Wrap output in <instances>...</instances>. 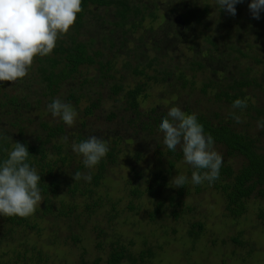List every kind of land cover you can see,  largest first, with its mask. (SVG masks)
I'll use <instances>...</instances> for the list:
<instances>
[{
	"label": "rangeland",
	"instance_id": "374dc122",
	"mask_svg": "<svg viewBox=\"0 0 264 264\" xmlns=\"http://www.w3.org/2000/svg\"><path fill=\"white\" fill-rule=\"evenodd\" d=\"M140 1L147 3L148 10H153L156 18L147 17L143 26L136 32L122 36L121 29L117 30L112 25L110 12L94 8L92 13L86 16L80 32L82 39H93L94 48L105 46L108 49L110 39L115 45L113 50L122 44L116 54V76L117 78L123 76L125 83L131 86L143 82V79L140 76L129 75L122 67L123 60L129 59L134 64L137 61L145 64V59L154 54L160 59L159 68L171 70L174 77L178 70L183 71L190 81H194L184 86L181 80L176 81L172 76L168 81L158 83L145 79L144 81L148 83L145 88L148 97L141 103L140 111L142 115L144 114L142 119L145 117V110L153 107L156 112L168 111L170 107L178 106L181 109L189 107L206 114L210 111L226 114V105L220 106L222 109L218 110L217 104L210 102L200 93L198 86L202 80L239 78L242 73L247 72L264 80V62H261L264 60V12L260 13L259 19L253 18L248 8L250 0H243V3L235 5V16L219 9L216 0ZM101 35L109 37L106 43L101 41ZM206 37L215 44H211ZM235 48L247 51L249 55L242 57ZM107 49H104L105 53ZM142 51L145 52L143 58L139 56ZM258 57L263 60L259 62L254 59H259ZM193 60L204 61L206 64L203 62L205 64L203 68H195L193 71L190 64ZM32 64L24 78L5 85V89L12 95L24 97L32 104L31 107L22 110L26 137L29 140L36 141L37 135L42 131L40 123L46 121L51 124H63L65 133L58 141L62 143L70 139L72 145L74 142L72 136L74 138L84 120L86 126L81 130L89 137L95 135L101 139L109 137L111 140L110 137L116 134L122 144H126L128 139L131 142L128 149L121 152L118 163L108 167V180L104 181L101 187L108 196L101 194L100 189L95 193V195L100 193L105 202H108L106 198H111L113 202L117 201L112 223H109L108 219L110 206L104 204L89 217H82L79 225H72L80 239L76 243L66 238L69 232L62 220L55 223L59 238L57 243L50 241L51 233L45 228L47 227L45 222L40 221L37 223L39 226L34 229L16 227L8 236V241L0 245L1 256L7 258L12 254V250L20 245L25 247L35 245L43 248L50 256L49 264H73L82 253L90 260L101 256L103 259L100 264H104L107 247L99 250L96 246L99 239L94 228L99 227L106 231L105 241L108 238L119 237L123 243L130 244L133 250L140 249L144 242L151 246L155 254L150 264H264V200L250 199L246 212L240 217L233 218L226 214L224 199L220 192L204 183L200 184V189L197 190L198 186L189 180L187 188L183 190L184 193L178 194L180 187L175 186L172 179L177 175L176 168L188 166L182 153V158L176 162L171 175H165L166 172L163 174L165 175L163 181L168 183L167 186L163 185L155 194L163 200L173 196L180 218L173 217V209L168 202H165L161 212L155 214L154 219L150 218L153 200L151 196H147L146 186L151 180V169L163 170L165 167L164 158L156 153L155 148L156 145H160L159 151L167 149L163 144V133L160 131L156 135L146 136L140 132L135 135L134 128L127 122L132 116L129 112H121L118 104L107 98L110 84L105 82L101 85L94 68L83 69L81 76L64 83L54 97L50 98L42 96L43 84L36 74V63ZM84 78L92 82L83 83ZM74 91L92 96H97L98 91H102V104L94 109L93 114L87 116L84 113L85 101L78 105L68 101L69 93ZM260 91L256 88L252 90L254 93ZM260 97H262L260 100L264 101V93ZM53 99L71 104L78 113L71 127L65 125L59 117H53L48 111L47 105ZM112 112L115 113V117L107 120V116ZM28 119L31 122L27 121ZM261 146L264 152V139ZM214 148L223 154V149ZM137 150L141 152L139 160L135 158ZM177 150L182 152L180 146H177ZM229 161L235 169L241 165V159L238 157ZM61 171L62 168L58 170L59 173ZM60 176L64 179L65 174ZM135 187L142 192L139 198L132 195V188ZM55 199L57 201L74 199L79 210L85 201L79 193L74 198L69 197L64 182H59ZM39 207L40 204L36 209ZM195 223L200 225H194ZM2 225L3 221L0 219V236L6 230ZM195 233L198 235L195 236ZM234 239H239V243Z\"/></svg>",
	"mask_w": 264,
	"mask_h": 264
},
{
	"label": "trees",
	"instance_id": "16d2710c",
	"mask_svg": "<svg viewBox=\"0 0 264 264\" xmlns=\"http://www.w3.org/2000/svg\"><path fill=\"white\" fill-rule=\"evenodd\" d=\"M148 7L145 1L139 2V0H82L81 11L77 14L74 24L67 33L58 38L52 52L47 56L33 58V62L36 63V74H38L40 83L43 84L42 96L53 98L64 83L81 76L83 69L94 68L97 71L98 82L101 85L105 82L110 84L107 89V98L117 103L121 112H129L132 116L128 118L127 122L134 128L135 135L142 132L146 136H151L160 132L158 124L167 111L156 112L155 107L149 108L145 110V117L142 119L144 114L142 115L140 111L141 103L148 97V93L145 91L148 83L144 80L153 83L166 82L172 76L176 81L181 80L184 86L189 83L192 84L194 81H190L183 71L178 70L179 72L175 75V78L171 70L165 67L159 68L160 59L154 54L145 59V64L140 61L134 64L129 59L123 60L122 67L129 72V75L133 77L140 76L143 79V82L131 86L129 83H125L123 76L119 78L116 76V54L122 44L113 50L115 45L110 39L108 49L105 46L94 48L93 39H82L80 32L86 16L92 13V8H94L110 12L112 25L117 30L121 29L122 36L134 33L143 26L147 17L156 18L155 12L148 10ZM108 38L101 35L103 43H106ZM206 40L210 41L211 44H215L208 37H206ZM104 49H107L106 53ZM236 49L242 57L249 55L247 51L244 52L240 48ZM144 53L142 51L139 56L143 58ZM258 58L254 59L259 62L263 60L260 57ZM203 62L191 61L192 70L203 68L206 64ZM261 62H264V60ZM89 81L92 82L90 79L84 78L83 83L88 82L90 84ZM202 81L198 86L200 93L205 95V98L210 102L217 104L218 110L222 109L220 106L226 105L227 113L220 114L219 111H210L206 114L189 107L182 110L189 114L195 113L198 122L203 125L204 132L214 138V147L224 150L222 154L223 163L218 179L211 184L207 181L203 183L220 192L224 199L226 214L237 218L246 212L247 203L250 199L264 200V152L261 146L264 139V129L257 127V121L264 118V101L260 100L262 98L260 96L264 93V82H262L264 80H260L255 74L247 72L242 73L239 78L231 77L223 80L207 79V81ZM8 82L10 81L0 82V160L7 158V153L12 149L15 142L25 144L29 151L30 164L35 166L41 175L39 188L42 202L33 216H0L3 221L2 226L6 229L0 236V245L8 241V236L16 227H22L25 230L34 229L39 226L37 223L40 221L46 223L47 227L45 226V228H48L51 233L50 241L57 243L59 238L55 223L59 220H62L65 229L69 232L66 238H70L73 243H76L80 239L74 232L75 228L72 225H79L82 217H89L104 204L110 206L108 219L109 223H112V218L117 210V201L113 202L111 198H106L108 202H105L100 193L106 196H108V193L101 187L103 182L108 180V167L118 163L121 152L128 149V144L131 141L128 139L126 144H122L120 137L116 134L114 137H110L111 140L108 139L109 137H105L103 140L107 142L109 147L106 156L95 167L86 168L82 162V156L72 151L70 139L62 143L58 141L65 133L63 124H51L42 121L40 123L42 131L37 135L36 141L29 140L26 137L27 131L26 125L23 124L25 120L22 110L31 107L32 104L24 97L20 98L7 91L5 85ZM255 88L261 91L252 92ZM251 93H254V95ZM102 98V91H98L97 96L77 91L70 92L68 95V101L73 102L75 105H78L81 101L86 102L84 113L87 116L93 114L94 109L102 104ZM237 98H246L247 100V106L242 111L240 109L234 110L231 107L232 102ZM233 111L240 116L239 123L230 115ZM114 117L115 113L112 112L107 116V120H112ZM27 121L31 122L30 119ZM85 126L86 122L83 120L80 125L81 128L74 134V138L72 136L74 142L79 143L89 137L81 130ZM155 148L156 153L164 158L165 167H163V170L161 168L151 169V180L148 181L146 186L147 196H151L153 200L151 202L153 211L149 212V216L154 219L155 214L161 212L165 202H168L173 209V217L175 219L180 218L173 196L163 200L155 194L163 185L167 186L168 183L163 181L165 175H171L176 162L182 158V152H179L177 148L175 151H169L168 149L159 151L160 145H156ZM234 157L241 159V165L236 169L231 166L229 161ZM135 158L138 160L141 158L140 150L135 152ZM61 168L62 171L59 173L58 170ZM194 170L191 165H188L185 168H176L175 172L177 175H186L188 177L187 181H189ZM76 173H80L79 178H75ZM60 174H65L64 179ZM85 175H91V180H84L83 176ZM187 181L184 186H180V190L177 191L178 194L184 193L183 190L187 188ZM59 182L66 183L69 197L74 198L79 193L80 196L85 198L82 209L79 210V207L74 203V199H61L60 201L55 199ZM196 185L198 186L196 187L197 190H199L200 184ZM97 189H100V193L95 195ZM141 194L142 192L137 187L132 188L133 196L139 198ZM129 208L132 207L129 206ZM194 225H200V223ZM94 229L97 230L96 234L99 239L96 242L97 248L104 250L107 247L104 264H150L151 259L154 257V250L145 242L140 249L133 250L130 248V244L123 243L119 237L108 238L105 241L106 231L99 227ZM194 235L197 236L198 234L195 233ZM63 241L66 242V239ZM234 241L239 243V239H234ZM49 259L50 256L43 248L35 245L30 247L20 245V247L13 249L12 254L7 258L0 255V264H49ZM101 259L103 258L98 256L90 260L85 258L82 253L73 264H100Z\"/></svg>",
	"mask_w": 264,
	"mask_h": 264
},
{
	"label": "clouds",
	"instance_id": "9594fccd",
	"mask_svg": "<svg viewBox=\"0 0 264 264\" xmlns=\"http://www.w3.org/2000/svg\"><path fill=\"white\" fill-rule=\"evenodd\" d=\"M82 0H0V82H16L24 78L33 58L47 56L56 46L58 38L67 33L81 11ZM243 0H216L219 9L229 15H236L235 5ZM248 8L255 19L264 12V0H250ZM247 100L237 98L232 109L246 108ZM53 117H59L71 127L78 113L69 103L53 99L47 105ZM237 123L240 116L230 113ZM257 127L264 129V118L257 121ZM163 133V144L169 151L177 146L183 153L184 162L195 169L191 173V182L212 183L219 177L223 156L214 148V138L204 132L195 113H186L178 106L168 109L158 124ZM72 151L83 158L86 168H93L109 151L105 140L93 135L79 143L73 142ZM203 170V171H200ZM76 173L75 178H79ZM86 181L91 175L83 176ZM175 186H184L188 177H173ZM41 175L29 162V151L25 144L15 142L0 160V216L26 217L34 213L41 204L42 196L39 184Z\"/></svg>",
	"mask_w": 264,
	"mask_h": 264
}]
</instances>
